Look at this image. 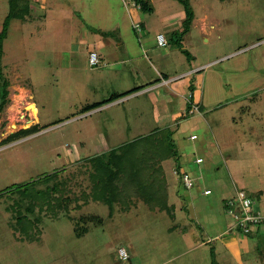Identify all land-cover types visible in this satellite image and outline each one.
Instances as JSON below:
<instances>
[{"label":"rangeland","instance_id":"obj_1","mask_svg":"<svg viewBox=\"0 0 264 264\" xmlns=\"http://www.w3.org/2000/svg\"><path fill=\"white\" fill-rule=\"evenodd\" d=\"M143 1L140 10L135 0H0V94L3 86L7 92L0 112V264H220L233 257H218V244L240 237L229 231L224 202L243 192L264 216V0H186L193 15L187 26L179 1ZM158 34L168 46L158 47ZM195 69L203 96L198 114L177 111L182 99L174 98L179 113L163 125L156 102L127 98L144 86V71L154 82L155 70L172 76ZM34 125L36 133L1 145ZM157 127L173 152L162 165L168 206L153 211L133 198L124 213L118 205L84 204L92 188L89 160L108 158Z\"/></svg>","mask_w":264,"mask_h":264},{"label":"trees","instance_id":"obj_2","mask_svg":"<svg viewBox=\"0 0 264 264\" xmlns=\"http://www.w3.org/2000/svg\"><path fill=\"white\" fill-rule=\"evenodd\" d=\"M177 1L184 6L187 15L184 24L187 26L193 19L192 12L186 0ZM135 4L142 10L147 3L143 0H135ZM178 44L180 47V43ZM2 90L0 112L5 105L6 86H3ZM187 107L189 108V105ZM37 127L38 125H34L13 133L2 140L1 145L18 140L20 135L25 137L26 134H34L37 132L35 131ZM161 133L156 132L152 136L148 135L136 142L124 144L109 152L108 158L104 159L103 154H99L89 160L93 169V173L90 175L92 188L90 194H84L85 201L83 203H87L90 199L102 203L110 209L113 208V205H118L119 211L127 213L132 208L133 198H135L140 199L153 211H162L166 208L168 206V186L162 165L173 155V152L170 139L165 138L167 136L163 137ZM14 138L17 139L13 140ZM138 143L144 148H139L136 152L134 149L138 147ZM227 201L224 202V207ZM88 219L86 216L81 218V220ZM25 227L28 228V226Z\"/></svg>","mask_w":264,"mask_h":264},{"label":"crops","instance_id":"obj_3","mask_svg":"<svg viewBox=\"0 0 264 264\" xmlns=\"http://www.w3.org/2000/svg\"><path fill=\"white\" fill-rule=\"evenodd\" d=\"M167 30H168V32H171V33L173 32V29L171 27H167ZM145 35H148V33H145V31H144L143 36H145ZM158 35H160V34H158ZM170 39L172 40V38H170ZM181 44H183V40L181 41ZM166 46H168V43ZM126 58L127 59L125 61H121V63H123V62L126 63L127 61L130 60L129 57L126 56ZM133 60H134V58H133ZM150 68H151V66H150ZM166 71L167 70L160 73V72H157L155 70L154 72L157 76L156 77L157 80H155L154 82H151V80L149 79V76L147 75V71H144L143 74L141 73L143 75V78H142V82H141L142 84L140 85V86H142V85H144V86L140 87L141 89H139L137 92H135L134 95L127 97V98H138V97L147 96L146 98H148L149 101L152 100L153 103L156 102V105H159L160 114H161V122L160 123L163 125L168 124L170 122V119L172 120L174 114L179 113L177 111H181V113H182V112L189 111L193 106H197L198 112L200 113V110L202 109L201 105H202V97H203L202 92H201V87H199V85H198L199 79L196 80V79L192 78V74L198 70H196V69L195 70H188V71H184V72L179 73V74H176L173 71L174 75H172V76H169L168 73H165ZM160 77L163 78L162 81H159ZM134 88L136 89L139 87L135 86ZM174 98H181L182 99L181 103H179V105H176L177 109H178L177 111H174L176 109L172 108ZM114 104H111V105H114ZM188 105H189V108L187 107ZM152 106H155V105L152 104ZM160 114L158 117V121L160 118ZM196 114H198V113H196ZM193 115H195V114H193ZM167 120H168V122H167ZM158 128L159 127H157V129ZM160 131H162V130L158 129V131H156V132H160ZM189 139H191V136H189ZM120 146H122V145H120ZM119 147H117V148H119ZM117 148H115V149H117ZM93 150L95 152H98V154L100 152L104 151L103 149L100 148V146H94ZM109 150L110 149H107L105 151H109ZM112 150H114V149H112ZM195 160L196 159L193 160V163L195 162ZM166 161L163 162V165L165 164ZM199 164H195V165H199ZM171 173L174 175L173 169L171 170ZM165 175H167V174L165 173ZM166 180H167V176H166ZM263 227L264 226H262V227L259 226L257 229H255L253 232H251L252 234L250 233L251 235L249 234V236H247L245 238H243L241 235H239L241 238L239 237V240L236 241V244H233V245L231 244V245H227V246H224L222 243L218 244V246H217V249L219 251L218 257H221L223 254L225 256H228V257H233L232 261H230V260H227L226 262L220 261V264H263L264 263V255L260 254V250L258 247L259 245H262V248L264 250V228ZM223 238H225V235L223 236V234H222L220 239H223ZM201 244H204V242H202ZM259 254L262 257L259 256ZM247 255L250 256L249 260H241V257H246ZM254 255H257L258 260H256L254 258ZM251 259H252V261H251ZM214 264H219V262H216Z\"/></svg>","mask_w":264,"mask_h":264},{"label":"built area","instance_id":"obj_4","mask_svg":"<svg viewBox=\"0 0 264 264\" xmlns=\"http://www.w3.org/2000/svg\"><path fill=\"white\" fill-rule=\"evenodd\" d=\"M134 27L139 31L138 25ZM156 42L158 47L162 48L168 43L162 34L156 37ZM88 63L92 67L99 63L98 56L95 52L92 51L89 53ZM196 113H199L197 106H193L188 111V115H193ZM194 138V136H191V139ZM195 163L199 164L201 162L199 159H196ZM181 181L187 190L192 188V181L186 174L182 175ZM203 194L207 195L208 191H204ZM257 203V199H251L240 191H237L235 197L228 199V201L225 203V209L227 211V215L233 219V224L229 227L230 232L237 231L240 235H248L253 231V229H255V227L264 224V216L257 209ZM118 255L121 260L128 259L126 252L122 249L118 251Z\"/></svg>","mask_w":264,"mask_h":264},{"label":"bare ground","instance_id":"obj_5","mask_svg":"<svg viewBox=\"0 0 264 264\" xmlns=\"http://www.w3.org/2000/svg\"><path fill=\"white\" fill-rule=\"evenodd\" d=\"M27 110H31V107L27 108ZM12 128H15L13 124H12Z\"/></svg>","mask_w":264,"mask_h":264}]
</instances>
